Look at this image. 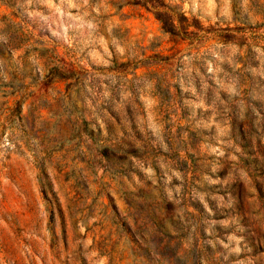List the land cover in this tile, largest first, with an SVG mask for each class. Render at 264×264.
Listing matches in <instances>:
<instances>
[{
	"label": "rangeland",
	"instance_id": "1",
	"mask_svg": "<svg viewBox=\"0 0 264 264\" xmlns=\"http://www.w3.org/2000/svg\"><path fill=\"white\" fill-rule=\"evenodd\" d=\"M261 47L264 0H0V264H264Z\"/></svg>",
	"mask_w": 264,
	"mask_h": 264
},
{
	"label": "trees",
	"instance_id": "2",
	"mask_svg": "<svg viewBox=\"0 0 264 264\" xmlns=\"http://www.w3.org/2000/svg\"><path fill=\"white\" fill-rule=\"evenodd\" d=\"M157 19L162 22V30L163 33L165 34H174L175 33V27L173 26V24H167L165 21H163L162 17L157 15ZM262 50H264V47H261Z\"/></svg>",
	"mask_w": 264,
	"mask_h": 264
}]
</instances>
